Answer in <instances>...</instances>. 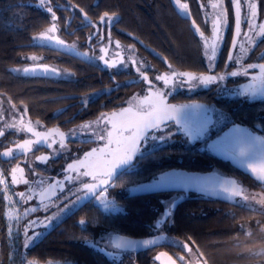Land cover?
Segmentation results:
<instances>
[{
    "label": "flooded vegetation",
    "instance_id": "obj_1",
    "mask_svg": "<svg viewBox=\"0 0 264 264\" xmlns=\"http://www.w3.org/2000/svg\"><path fill=\"white\" fill-rule=\"evenodd\" d=\"M162 3L175 10V14L184 25L183 31H187L186 34L176 38V42L169 41L164 34L155 36L148 31L142 32L127 26V21L119 11L115 12L111 21L105 19L101 22L100 18L104 14L97 19L91 16L85 18L83 12L81 17H75L74 8L70 7L68 10L72 13L65 26L61 27L53 22L49 27L55 24L54 32L47 33L45 37H41L40 34L45 33L47 28L39 32L31 42L34 45L33 50L23 55L21 62L15 65L17 71L12 70L14 73L34 78L39 85H43V82L47 80L54 83L57 94L49 100H53L57 106L50 108V111L43 115L37 112L38 115L32 116L22 102L15 103L8 97L7 102L0 101V131L5 133L0 135V180L4 181L0 183V262L2 261L3 242L7 245L5 222L1 218L8 197L13 199V203L19 205L21 214L19 227L22 229L29 220H35L38 217L43 219L46 215L43 205L55 200L57 195L68 196L70 190L75 192L82 188L83 183H94L91 176H84L82 173L89 170L90 165L99 164L97 175L101 176L104 170L103 161L108 159L106 130L105 138L99 139V132L104 130L106 121H100L97 125L98 118L102 114L105 116H112L113 113L119 114L123 108L131 107L135 111L141 102L147 105L152 100L159 99L155 96L157 90L167 93L163 100L166 105L180 106L194 103L204 105L207 109L206 114L213 120L214 126L210 128L208 137L189 140L182 132L176 131L178 126L174 121H169V126L174 133L173 137L166 143L161 141L142 143L140 151L145 155L134 156L130 166H124L118 170V177L114 172L115 187L109 184L106 196H111L113 190L119 188L120 184L127 183V175L130 172L148 166L163 169L161 172L169 169L216 172L234 178L242 187L243 198L237 200L236 203L228 204L244 207L245 209L240 211L244 216H264V211L259 208V204L250 202V199H244V187L247 189V186L253 185L264 188V183L240 168V164L253 162L257 165L259 161L260 164L262 163L259 145L254 154L243 161L238 157L233 158L230 152V146L236 139L246 141L251 137H264V96H261L258 91L264 74L258 67L248 69L247 75L243 74L248 64H264V58H260L264 53V39L258 40V44L253 45L245 36H236V5L232 0H180L181 4L188 5L187 9H181L175 0H162ZM249 3L257 5L255 18L251 16ZM213 4L219 6L213 8ZM225 11L227 12V23H224V17L221 15ZM108 14L112 16L111 13ZM240 15L242 33L249 31L245 20H252L255 24L264 23V12L260 9V0H243ZM218 17L220 23L216 24ZM197 28L200 29L199 32L196 31ZM217 28L219 32L214 36ZM256 31L259 29L257 28ZM90 36L91 39H89ZM234 37L237 40L235 48L232 46ZM213 39H216L219 47L210 63L208 56H211ZM206 40L208 56L205 55ZM57 41H63V44ZM62 45L74 48L76 54L59 50ZM241 45L247 51H242ZM230 51L239 58V63H236L235 59L228 61ZM110 64L114 66L109 67ZM36 65L49 66L57 70L58 74L54 76L24 74L23 71L26 68ZM233 71L240 74L225 75ZM172 72H191L197 76L201 74L225 75V79L209 85L196 82L194 87H189L188 83L182 82L186 80L184 77H176L174 82L170 80L168 85H165L162 80H156L157 75H171ZM144 76H147V81L143 78ZM149 81L153 85L151 88ZM72 88L76 90L73 92ZM253 89H256L257 93L253 98H249L252 96ZM2 96L3 94H0V100ZM146 97L149 99L146 100ZM84 124H91L92 127L82 128ZM235 126H239L244 131L231 132L230 130ZM108 128L110 129L111 125H108ZM50 130H58V132H50ZM36 132L48 133L47 139L37 137L34 134ZM94 132L96 135H93ZM58 133L64 135L61 136ZM218 138L222 139L221 145L215 149L209 148V144ZM25 140L32 141V144L27 146V151L18 147L24 144ZM61 140L64 142L63 147H61ZM49 144L52 146L48 147ZM101 148L105 149L104 153L99 151ZM9 149L13 152L12 156L2 155ZM93 149L97 151L92 157L86 158L85 154ZM37 157H47V160H40ZM78 160H85V165H78ZM69 164L76 165V170H67ZM14 168L18 169L15 176L19 182L16 183L13 182L12 169ZM237 172L240 174L238 175ZM67 177L72 179L69 180ZM58 181L63 182L62 185H58ZM139 183L123 185L125 195L130 196V187ZM50 186L54 187L50 189ZM61 187L64 189L63 193L60 192ZM20 193H25V196L22 198ZM154 194L170 195V197L173 195V199L166 204L167 206L181 196L184 199L187 197L206 198L198 193L186 194L182 191ZM72 199L75 200V197ZM95 201V197L89 196L75 203V207L72 206L60 214L51 227L38 226L36 231L42 232V235L32 245L37 244L74 210L91 203L98 205ZM29 208H36L38 211L23 213V210ZM52 211H55V208ZM228 212L233 214L236 211ZM238 222L244 224L239 227L242 234L231 235L229 239H236L231 243L234 246L243 241H246V244L241 245L243 251L237 250L236 260L233 263L264 264V218L258 220L261 226L249 225L250 219ZM155 234H167V232L161 225L160 229L154 227L152 233L146 236ZM166 239L165 244L155 247L158 248L155 254L160 251L166 252L175 264H213L207 260L197 246L188 244L192 249L189 253L188 249L182 247L185 242L178 245L169 241L168 235ZM109 244L112 251L118 255L139 253L122 251L114 248L111 243ZM179 257H184V260L181 261Z\"/></svg>",
    "mask_w": 264,
    "mask_h": 264
},
{
    "label": "trees",
    "instance_id": "obj_2",
    "mask_svg": "<svg viewBox=\"0 0 264 264\" xmlns=\"http://www.w3.org/2000/svg\"><path fill=\"white\" fill-rule=\"evenodd\" d=\"M36 1L38 0H0V94L15 103H24L32 116L38 115L37 112L43 115L49 112L50 108L57 106V103L49 100L57 94L56 85L49 80L39 85L34 78L14 73L11 67L20 63L23 55L33 50L34 45L31 42L39 32L53 22L61 27L65 26L72 12L62 7H73L75 17H81L83 12L94 19L105 13L113 14L119 11L127 21V26L142 32L148 31L155 36L164 34L169 41L176 42V38L187 33L183 31L184 25L175 14V10L162 3V0H47V4L42 6ZM49 7L52 9L51 12L48 11ZM260 9L264 12V0H260ZM53 13L56 16L55 20ZM75 90L72 88L73 92ZM162 170L150 166L136 170L129 174L135 179L128 183L150 180ZM129 176L127 175V178ZM257 187L248 186L250 189ZM111 196L122 204V211H106L92 203L81 206L64 217L37 244L26 248L22 262L156 264L154 254L158 248L139 253H123L118 258H112L98 248L92 247L91 242L102 237L105 244H109L110 237L106 236L113 233L132 237L151 234L167 203L165 198L168 195L130 197L125 195L123 187L120 186L113 190ZM242 209L245 208L213 198L187 197L172 211V216L163 224V230L167 232L168 240L171 242L178 245L185 242L197 246L213 264H234L237 250L243 251L241 245L246 244V241H243L240 246H234L231 243L236 239H229L231 235L242 234L239 227L244 224L238 221L250 219L249 225L261 226L258 220L264 218L244 216L240 212ZM228 211L236 212L230 214ZM81 219L88 221L87 226L79 224ZM4 233L3 227L5 238ZM84 237H88L90 242L86 243ZM109 245L102 246L111 251ZM6 263L7 246L3 242L0 264Z\"/></svg>",
    "mask_w": 264,
    "mask_h": 264
},
{
    "label": "snow or ice",
    "instance_id": "obj_3",
    "mask_svg": "<svg viewBox=\"0 0 264 264\" xmlns=\"http://www.w3.org/2000/svg\"><path fill=\"white\" fill-rule=\"evenodd\" d=\"M233 4L236 5V36L239 37L241 35L245 36L247 40L250 42V44L257 45L258 40L264 39V23L261 24H255L252 20H245L244 22L248 24L249 31L248 32H241V5L243 4V0H232ZM175 3L181 8V9H187V4H181L180 0H175ZM41 5H46L47 0H40ZM218 4H213V8H217ZM248 7L251 11L252 18L256 17V8L257 5L255 3H249ZM48 11L51 12L52 9L49 7ZM53 15V20L56 19L55 13ZM221 15L224 17V23H227V12L221 13ZM113 16H115V13L112 14V16H109L108 13H105L104 16H102L101 22H104L105 19L111 21ZM85 18L86 15H85ZM220 23V18L218 17L216 24ZM259 29V31H256V29ZM56 30L55 24H53L51 27L46 29L45 33H41V37H45L47 33H52ZM197 32L200 31L199 28L196 29ZM219 32V28L216 29V33H214V36H216ZM94 35V34H93ZM201 36H203V33H201ZM48 39H51V37H47ZM217 38H220L217 36ZM91 39V36L89 37ZM60 44H63V41H57ZM237 40L234 37L232 46L233 48L236 47ZM219 45L216 43V39H213L212 46H211V56H208V42L205 41V55L208 56L209 62L211 63L212 58L216 55L217 48ZM242 51H247L243 48V45H241ZM254 50V49H251ZM101 51H104V49H101ZM86 55V54H85ZM260 58H264V53L261 54ZM32 59H35V57H32ZM103 59V57H101ZM235 59L236 63H239V58L236 57L235 53L230 51L228 55V61H233ZM114 65L110 64L109 67H113ZM228 65L226 64V67ZM259 68L261 73L264 74V64H248L247 69H244L243 74H248V69H255ZM139 70V69H138ZM209 71L211 72L212 69L210 68ZM25 72H28V69H25ZM238 72L233 71L231 73H225V75H231V76H237ZM143 75V73H142ZM225 75H216V74H201L199 76L191 73V72H172L171 75H157L156 80H162L165 85L169 84V81L172 80L174 82V78L176 77H184L186 78L185 81L189 84V87L196 86V82H199L203 85H209L217 83V81H222L225 79ZM146 81L148 80L147 76L143 77ZM255 79V78H254ZM150 88L153 87L152 82L149 81ZM259 94L261 96H264V78L260 81V88H259ZM257 93L256 89H253L252 96L249 98H253ZM167 95V93H164L160 90H157L155 92V96L159 99L152 100L150 103L145 105L143 102H141L140 105L136 107V110L133 111L131 107L129 108H123L121 109V112L119 114L113 113L112 116H105L101 115V117L98 118L96 124L99 125L100 121H106L104 130H101L99 132V139L105 138V130H106V137L108 140V159L103 161V173L101 176L97 175V168L100 167L99 164H92L89 166V170L84 171L82 175L84 176H91L94 183H83L82 188L77 189L75 192L69 191L68 196H62L57 195L55 200L51 201L49 204L43 205L44 211L46 215L43 219H40L39 217L35 220H29L28 224L25 228V241H24V247L29 248L32 244L35 243V240L39 239L40 235H42V232L36 231V228L43 227H51L56 221L60 214L63 212L69 210L72 206L75 205L80 200L86 199L89 196L95 197L97 201H99L103 208L107 211L109 209L115 210V211H122V209L118 208L114 201L109 200L106 196L107 192V186L111 184L113 187H115V183L113 181V174L114 172L117 173V177L119 176V169H122L124 166H130L131 162L133 160L134 156H137L140 154V156H144L145 153H141L140 147L142 143H146L149 141L155 142V141H161V142H167L170 140L174 133L171 130V127L169 126V121H174L175 124L178 126L176 128L177 132H182L185 136L189 138V140L192 139H204L205 137H208L210 128L214 126L213 120L206 114L207 109L204 105L201 104H185V105H166L163 103L164 97ZM146 100L149 98L146 97ZM127 114V115H125ZM119 116L120 118L117 119L116 117ZM108 125H111V128H108ZM14 126V125H10ZM82 128H89L92 127L91 124H84L81 126ZM31 131V129H29ZM58 130H50V132ZM234 133H240L244 130L241 129L239 126H235L233 129L230 130ZM5 133L3 131H0V135H4ZM37 137H42L43 139H47L48 133H34ZM59 135L63 136V133H58ZM93 135H96L94 132ZM227 136V134H226ZM222 139L218 138L216 141H213L211 144H209V148L215 149L218 146L221 145ZM55 143V141H53ZM61 147L64 146L63 140L60 141ZM32 144V141L25 140L24 144L18 145L20 148H24L26 151L28 150L27 146H30ZM112 145H115V147H111ZM259 145L260 148V160L262 163H264V137H251L249 140H242V139H236L234 143L230 146V152L233 156V158H240L242 161L246 158H248L250 155L254 154L255 149ZM52 145L49 144L48 147H51ZM97 151V149H93L91 152H88L85 154V157H92L93 154ZM101 153L105 152L104 148H101L99 150ZM2 155L4 156H12L13 152L11 149L8 151H5ZM37 159L40 160H47V157H37ZM77 164L80 166L85 165V160H78ZM67 170H76V165L69 164L67 166ZM18 171L17 168L12 169L13 172V182H19L16 179L15 173ZM19 171H23L22 169H19ZM253 172H256V168H252ZM261 172L264 173V168H261ZM67 179L71 180V177H67ZM198 177L190 176L184 173L180 172H162L158 177H155L152 181V184L150 185H144L143 188L146 190H151L154 188H175V187H185L190 184H193L198 181ZM258 179L264 180V174L259 175ZM0 183H4L3 180H0ZM27 183V181H25ZM43 183V182H41ZM63 182L58 181V185H62ZM231 184V187L228 186V184ZM54 186H50V189ZM220 189L226 193H228L231 196H241L242 189H238L237 182L235 180H232L230 182H223L219 185ZM64 189L63 187L60 188V192L63 193ZM22 198L25 196V193L19 194ZM72 197H75V200L72 199ZM245 200H248L249 197L247 195L244 196ZM261 205H264V197H261L258 201ZM175 202H172V205L174 206ZM55 208V211H52V209ZM38 211L36 208L28 209L27 212H35ZM264 211V209H262ZM51 213V214H47ZM172 216L171 211H169V207L166 205L164 212L161 214V216L157 219L154 227L156 229H160L161 225L167 223L168 219ZM47 221V223H45ZM98 223V222H97ZM259 223V222H258ZM79 224L81 226H87L88 221L85 219H81L79 221ZM31 233V234H29ZM119 240L118 243L115 244L116 248H124V249H135L138 246L148 247L150 245L154 246L157 244L160 237H157L155 239H145L142 241L138 240H132L126 237H118ZM84 240L86 243L90 242V239L88 237H84ZM104 243H106L103 240H96L91 242L92 247L98 248L101 252H104V247L102 246ZM183 248L188 249L189 253H191L192 249L189 247L187 243H185ZM108 256H112V253H106ZM161 256L166 255L165 253H161ZM159 259V256L156 257ZM181 261L184 260V257H179ZM169 260L171 261V257H169ZM29 264H32L31 261H29ZM172 264H175V261H172Z\"/></svg>",
    "mask_w": 264,
    "mask_h": 264
},
{
    "label": "water",
    "instance_id": "obj_4",
    "mask_svg": "<svg viewBox=\"0 0 264 264\" xmlns=\"http://www.w3.org/2000/svg\"><path fill=\"white\" fill-rule=\"evenodd\" d=\"M62 8L69 9L70 7L64 6ZM59 50L66 52V53H69V54H73V55L76 54L75 53L76 50L70 46L62 45L61 47H59ZM26 69H28V72L26 73L25 70L23 72H24V74L29 75V76H44V75L54 76V75L58 74L57 70L50 68L49 66H45V65L30 66ZM259 162H257L258 166L255 165L253 162L249 163V164L248 163L240 164V168L243 172L252 175L259 182L264 183V180L258 179L259 175L264 174L261 172V168H264V165H262V163L260 164ZM253 167L256 168V172L252 171ZM172 171L184 173V174L194 176V177H198L199 179L197 182L190 184L188 186H185V187L163 188V189L154 188L151 190L144 189L143 188L144 185L152 184V181L154 179L153 178L150 181H146V182L131 186L130 191H129V195L130 196H140V195H148V194L168 192V191H182V192H185L186 194H188L189 192L198 193V194H201L205 197L215 198L217 200L227 202V203H236L237 200H240L243 198V192H242L241 196H231L228 193H226L220 189L219 185L221 183L230 182L232 180H235L232 177L223 176V175H220L216 172H196V171H187V170H183V169H169V170H166L163 172H172ZM161 173H159L156 177H158ZM228 186L231 187V184L229 183ZM237 187H238V189H242V187L238 183H237ZM183 200H184V198L182 196L177 198L176 200H174L173 201V202H175L174 206L172 205V203L170 204V206H168L169 211L172 212L173 210H175L177 208L178 204H180ZM121 236L132 239V240H138V241H142L145 239H155L157 237H160L157 244L154 246H152V245H150L148 247L138 246L135 249L117 248V249L122 250V251L142 252V251H145L148 249H152L155 247L162 246L163 244H165V242L167 240L166 239L167 234H155V235L144 236V237H132V236H128V235L114 233L110 237V243L112 244V246L114 248H116L115 244L119 242V240L117 238L121 237ZM161 253H165L166 255L161 256L160 255ZM157 256H159V259L156 258ZM169 257H171V256H169L168 253L160 251V252L156 253V255L154 256V260L156 261L157 264H172L173 260L171 258V261H170Z\"/></svg>",
    "mask_w": 264,
    "mask_h": 264
},
{
    "label": "rangeland",
    "instance_id": "obj_5",
    "mask_svg": "<svg viewBox=\"0 0 264 264\" xmlns=\"http://www.w3.org/2000/svg\"><path fill=\"white\" fill-rule=\"evenodd\" d=\"M36 3L40 6H42L40 4V0L36 1ZM11 70L13 71H17V66H13L11 67ZM1 102H7L8 101V98L6 96H2V99L0 100ZM134 172V171H133ZM132 172H130L129 174H131ZM128 174V176H129ZM135 179V177H132V176H129V178H127V183L128 182H132L133 180ZM121 186L123 185H126V184H120ZM244 192H245V195H247L250 199V202H255L256 204H259V208L261 209H264V205H261L258 201L261 197H264V188L258 186L257 188H254V189H250L248 188L247 186V189L246 187H244ZM107 194V193H106ZM109 200H112L115 202V204L117 205L118 208L122 209L123 210V206L121 203L117 202L113 196H109L107 197ZM173 199V195L172 197H170V195L168 197H166V204H168L171 200ZM252 200V201H251ZM95 203H97L101 208H103V205L99 202V201H95ZM75 207V206H74ZM30 209V208H29ZM104 209V208H103ZM105 210V209H104ZM27 210H23V213H25ZM107 211H115V210H107ZM7 213H11L14 215V218H13V223L11 224H7L6 223V220H5V215H7ZM20 212H19V205L17 203H13V199L11 197H8L7 199V202L5 204V208H4V212H3V216H2V220L5 222V228H6V235H7V230H9V232L13 235L14 234V230L13 229H16L17 230V246L14 248V251L11 252V255L13 257V259H15V261L17 262V264H29V261L27 262H22L23 259H24V256H25V250L26 248L24 247V241H25V228H26V225L24 227H22V229H20L19 227V220H20ZM4 217V219H3ZM21 234H22V239H21ZM111 234H109V236L107 235L106 237H110ZM7 239V238H6ZM97 240H103L104 239L102 237H99ZM104 245H109L108 243ZM7 246V252L10 251L8 249V244L6 245ZM110 247V246H109ZM104 253H112V258H114L113 256H115V258H118V254H116L115 252H113L112 250H107L104 248ZM107 255V254H106ZM156 254H154L155 256ZM8 256V255H7ZM108 256V255H107ZM110 257V256H109ZM7 264V263H6ZM32 264H69L67 262H60V261H49L47 263H38V262H33L32 261Z\"/></svg>",
    "mask_w": 264,
    "mask_h": 264
},
{
    "label": "built area",
    "instance_id": "obj_6",
    "mask_svg": "<svg viewBox=\"0 0 264 264\" xmlns=\"http://www.w3.org/2000/svg\"><path fill=\"white\" fill-rule=\"evenodd\" d=\"M13 218H14V215L11 214V213H7V215H5V220H6V223L8 224H11L13 223ZM10 229L7 230V244H8V249L10 251L7 252V264H17V262L15 261V259H13L12 255H11V252L14 251V248L17 246V230L16 229H13L14 230V234L12 235L10 232H9Z\"/></svg>",
    "mask_w": 264,
    "mask_h": 264
}]
</instances>
